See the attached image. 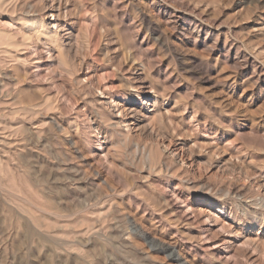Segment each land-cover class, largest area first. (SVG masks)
<instances>
[{
    "label": "rangeland",
    "instance_id": "rangeland-1",
    "mask_svg": "<svg viewBox=\"0 0 264 264\" xmlns=\"http://www.w3.org/2000/svg\"><path fill=\"white\" fill-rule=\"evenodd\" d=\"M46 1L0 0V264H264V0Z\"/></svg>",
    "mask_w": 264,
    "mask_h": 264
},
{
    "label": "bare ground",
    "instance_id": "bare-ground-1",
    "mask_svg": "<svg viewBox=\"0 0 264 264\" xmlns=\"http://www.w3.org/2000/svg\"><path fill=\"white\" fill-rule=\"evenodd\" d=\"M44 1V0H43ZM48 1V4H50L48 7L50 8V10H55V7H54V3L57 1V0H47ZM46 1V2H47ZM60 1V0H59ZM2 4V3H1ZM47 5V4H46ZM48 9V8H47ZM58 12H60V11H58ZM51 13V12H50ZM50 16V15H49ZM54 17V15L52 14L51 15V18H53ZM56 17V16H55ZM43 20V19H42ZM50 24L48 23V24H46V23H44L43 21H40V20H38V19H34V20H31V21H28V25H26V27L24 28V30L26 31V33L29 35H27V37L25 38L26 40H30L31 39V37H35L36 38V40L39 42V43H41L42 41H47L49 38H54V39H56V38H59L60 36V33H59V25L58 24H56L55 22H54V24H53V26L52 27H50L49 26ZM19 26H21L20 27V29H22V26H23V24L21 25H19ZM62 28V27H61ZM19 30V29H18ZM20 31V30H19ZM20 34H21V32H20ZM62 39V38H61ZM44 43V42H43ZM46 43V42H45ZM44 43V44H45ZM15 45V44H14ZM38 45V44H37ZM43 45V44H42ZM57 45V44H56ZM55 45V46H56ZM97 91H98V89H97ZM101 95H103V93H101ZM112 101V100H111ZM114 103V102H113ZM109 104H112L111 102L109 103ZM143 105H144V102L142 103ZM114 105V104H113ZM113 105H111L112 107H113ZM115 108H116V106H115ZM118 108V107H117ZM116 108V109H117ZM123 108V107H122ZM143 107L141 106L140 108H135V107H130L129 109H128V111H129V113H128V115L130 114V115H132V117H133V119H135V120H138V121H140V119L142 118V120H146L148 117H146L147 116V113H144L142 110ZM114 110V109H113ZM117 111H118V114L117 115H119V116H124V118H125V116L126 117H128L126 114H124V112H125V110L124 109H121V108H118L117 109ZM126 112H127V110H126ZM154 116V115H153ZM123 118V117H122ZM121 118V119H122ZM149 119H151V118H149ZM124 120V119H123ZM130 122V121H129ZM127 120H124V121H121L120 122V124L123 126V128L124 129H126V131L125 132H127V133H129L132 129L129 127V125L128 124H130ZM124 124V125H123ZM138 127V126H137ZM91 128V127H90ZM134 128V127H133ZM40 132V131H39ZM131 133V132H130ZM207 204H208V207L207 208H209V207H214V208H217V211L216 212H220V211H222V209H221V207H220V204L219 203H214V202H212V201H209V202H206ZM221 209V210H220ZM209 215H214V214H212L211 212H209ZM169 251V254H168V256H169V258L170 259H173V260H176V261H178L179 259H178V256L175 254V252H174V250H172V249H169L168 250ZM182 264V263H181Z\"/></svg>",
    "mask_w": 264,
    "mask_h": 264
}]
</instances>
